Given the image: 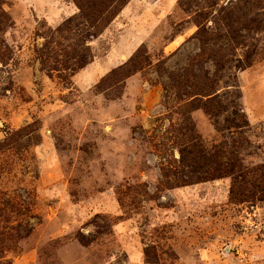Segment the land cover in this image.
Masks as SVG:
<instances>
[{
	"label": "rangeland",
	"instance_id": "374dc122",
	"mask_svg": "<svg viewBox=\"0 0 264 264\" xmlns=\"http://www.w3.org/2000/svg\"><path fill=\"white\" fill-rule=\"evenodd\" d=\"M189 139L264 165V0H128L101 33L78 0H0V264H264V196L199 183Z\"/></svg>",
	"mask_w": 264,
	"mask_h": 264
},
{
	"label": "trees",
	"instance_id": "16d2710c",
	"mask_svg": "<svg viewBox=\"0 0 264 264\" xmlns=\"http://www.w3.org/2000/svg\"><path fill=\"white\" fill-rule=\"evenodd\" d=\"M80 1L78 0V4L81 12L89 18L93 25H98L100 33L119 16L128 4V0H86L87 7H84ZM196 95L207 98V102L202 105V108L215 121L224 115L225 111L222 110L221 106L215 104L217 96L212 97L214 94L210 92H199ZM187 97L192 99L191 95L187 94ZM235 116L236 119H232L234 129L242 130L249 127L248 117L245 113H236ZM180 155V166L188 168L193 175H196L199 183L231 177L233 178V189L231 190L233 199L235 198L236 186L239 184H252L264 196V165L253 168L256 173L251 180H247L245 176L236 172V166L224 162L222 157L219 159L203 151L202 146L195 139H189L188 143L183 145ZM189 183L191 182L188 181L184 185Z\"/></svg>",
	"mask_w": 264,
	"mask_h": 264
}]
</instances>
